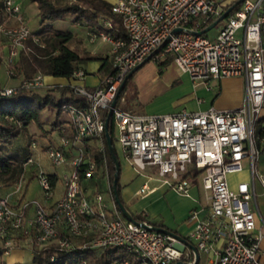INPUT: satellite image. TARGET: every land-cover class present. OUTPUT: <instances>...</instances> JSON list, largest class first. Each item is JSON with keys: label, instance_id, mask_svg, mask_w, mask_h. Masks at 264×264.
<instances>
[{"label": "built area", "instance_id": "built-area-1", "mask_svg": "<svg viewBox=\"0 0 264 264\" xmlns=\"http://www.w3.org/2000/svg\"><path fill=\"white\" fill-rule=\"evenodd\" d=\"M228 0H114L111 11L126 33L113 37L111 21L102 19L101 28L92 31L89 42L98 39L109 44L110 70L93 89L77 83L85 72L75 69L69 88L80 105L64 103L61 112L69 120L70 135H61L57 144L45 152L54 166L66 165L61 174L63 193L48 208L36 199L23 200L18 206L10 196L20 194V179L11 193L0 195V243L2 255L13 245L12 234L21 232L33 247L56 245L61 252L110 249L117 257L109 264H199L198 254L206 255L201 264H264L259 258L264 236L255 186L264 193V173L257 166L259 133L264 132V0H243L217 25L213 38L197 33L188 23L195 17H219ZM15 25L0 24L6 40L4 62L14 74V64L26 41L33 36L24 23L15 0H2ZM181 29L176 31L175 29ZM38 41L37 37H33ZM166 40V41H165ZM167 54L181 73L207 89L212 82L226 77H243L242 104L232 109L214 106L201 111L142 114L123 108L119 96L111 121L115 142L123 157L138 172L154 169L162 182L184 196H190V174L199 176L201 186L210 191L204 218L196 213L187 239L197 256L184 242L171 234L153 229L147 220L130 221L118 209L109 189L110 201L97 191L93 200L84 194L83 181L95 177L100 168L108 178L105 152V116L127 74L146 57L160 61ZM43 75L36 73L18 86L1 87L0 97L19 88L35 90L43 86ZM99 155L100 163L91 154ZM248 181L232 189L228 175L241 172L245 162ZM35 164L32 156L24 169ZM36 179L46 195L52 189L50 175L37 166ZM141 188V192L145 190ZM254 208L251 209L250 205ZM33 214L27 220V209ZM259 223L257 227V223ZM83 239L81 243H77ZM123 255V256H120ZM54 256H50V261ZM80 264H87L82 259Z\"/></svg>", "mask_w": 264, "mask_h": 264}, {"label": "crops", "instance_id": "crops-1", "mask_svg": "<svg viewBox=\"0 0 264 264\" xmlns=\"http://www.w3.org/2000/svg\"><path fill=\"white\" fill-rule=\"evenodd\" d=\"M106 1L112 4L114 0ZM232 1L228 0L227 2L231 3ZM15 2L19 4L24 23L27 24L32 33L39 32L47 26L55 30L70 31L72 37L66 44L69 49L75 51L79 56V60L75 63V69H81L85 72V78L77 83L83 84L89 89H93L101 84L110 70L109 44L102 41L89 42V35L96 28L87 25L83 20H76V15L72 13H67L62 19L42 21L38 16V8L35 2H31L30 0H15ZM29 15H35L37 17L34 28H31L28 24L31 19ZM66 19H70L69 21L72 22L68 28L63 27L66 26ZM99 21H102L101 18H99ZM16 23L17 20L15 18L4 13L0 24L15 25ZM215 34L216 32L213 36ZM1 47L6 52L5 39ZM161 62L164 63L162 66L159 65ZM3 64L4 62L2 61L0 68ZM4 69L3 79L0 77V88L18 85L23 78L22 74L16 72L12 78L6 75V65ZM42 75L43 86L34 91L40 94L52 93L57 99L61 96L64 99H69L72 96L74 99H78L73 91H70L71 89L68 86L71 81L70 77ZM211 85L212 87L207 89L202 83H194L188 75L178 70L171 59V55L167 54L160 61L152 59L143 61L130 75L126 90L121 95L127 97L129 100H127L128 102H124L126 107L123 106V103H120V105L135 113L154 115L182 112V110L196 112L205 110L211 106L224 110L236 108L242 104L245 92V80L243 77H226L213 81ZM60 88H64L65 90H60ZM43 115H45L44 120L51 124V130L58 132L57 142L48 140L44 146L46 149L49 145L57 144L61 135H70L71 127L68 117L64 113L61 111L56 112L53 107L45 105L40 112L39 124L30 122L25 126L24 130L28 132L29 136H38L39 138L47 137L48 131L44 128ZM257 139L260 151L264 146V134L262 136L259 135ZM29 147L34 148L35 144L31 142ZM26 151L29 152L28 156H32L35 160V164L26 167L22 175V183L25 181V186L27 187L30 179L36 178L37 166L42 167L30 148L26 149ZM115 153L120 164L118 177L120 197L128 212L130 214L142 215L153 226L167 228L181 237L187 238L195 222V220H189L190 216L194 212L198 218H204L207 212L206 210L209 207L210 191L202 188L201 183H199V176L196 173L189 175L190 196H184L162 182L154 169L138 172L125 160L121 150V157L117 154L116 149ZM244 163V169L241 172H233L228 175V182L232 189L236 188L238 182L249 180L247 163L246 161ZM256 167L264 173V154L258 156ZM45 173L51 177L53 182L51 190H53L56 186V173L46 171ZM257 185L259 184L256 183ZM143 186L146 188L141 192ZM7 187H9V190L4 192V194L13 191V185ZM62 188L58 195H50V193L46 195L44 193L40 198L33 197L32 199H36L50 208L58 198L60 199L63 193ZM83 189L85 196L91 201L93 200L94 193L97 191L102 192L104 198L110 201L108 190H112V187L110 185L109 175L106 178L100 168L97 169L95 177L83 181ZM5 190L3 189V191ZM25 195L26 188L23 191L21 190L20 194L18 192L12 194L10 196V202L18 206L23 200L30 199H26ZM255 195L258 205L257 209L264 216V193L260 185L259 191L257 192L256 190ZM250 207L253 209L254 205L251 204ZM26 213L28 220L32 217L33 209L31 207L28 208ZM258 225L259 223H257V227ZM12 237L13 245L11 246L10 252L7 255H0V264H39L34 260L33 246L24 239L21 232H14ZM82 241L83 239H79L77 243H81ZM94 254L95 258L105 254L106 259L118 256L114 250L110 249H98L94 251ZM259 258L264 263V236L260 241ZM198 259L199 264H201L205 261L206 255L199 253Z\"/></svg>", "mask_w": 264, "mask_h": 264}, {"label": "trees", "instance_id": "trees-1", "mask_svg": "<svg viewBox=\"0 0 264 264\" xmlns=\"http://www.w3.org/2000/svg\"><path fill=\"white\" fill-rule=\"evenodd\" d=\"M35 2L38 8V16L42 21L62 19L67 13L76 15V20H83L87 25L96 29L101 28V21L99 18L108 19L112 22L113 28L109 33L113 37H126V33L120 23L119 18L112 13L111 4L106 0H30ZM236 0L229 3L225 9ZM240 6H235L237 9ZM4 8L2 1L0 3V23L4 16ZM264 13V3H263ZM6 14V13H5ZM216 18L198 16L193 18L188 26L201 31L211 24ZM210 31V30H209ZM209 31L203 33L209 36ZM70 31L55 30L50 26L44 27L41 31L32 33L25 43L26 48L20 50L19 55L14 64V71L22 74L23 80L31 79L36 73L47 74L58 77H69L75 70V63L79 60L78 54L69 49L66 42L72 37ZM33 37H37L38 41H34ZM6 52L0 51V64L4 62L3 56ZM5 63V62H4ZM164 63H159L162 66ZM130 78V77H129ZM126 80L124 89H122L119 96L126 90ZM20 81V82H21ZM64 88H60L63 90ZM65 90V89H64ZM72 91V90H70ZM64 103L80 105L79 99H74L73 96L69 99H64L62 96L56 98L52 93L40 94L34 90H25L19 88L12 95L0 97V185L12 186L23 175V162L29 154L26 149H13L12 151L4 149L8 141L16 140L19 134L22 133L25 126L30 122L39 124L40 112L45 105L53 107L56 112L61 111V105ZM106 116V113L104 114ZM109 134L112 139V144L115 142V131L112 121L110 119ZM264 132H260L262 136ZM105 152L108 167V175L110 185L115 171L113 159L108 151L106 140ZM115 149V146H114ZM91 154L95 155L98 163H100L99 155L93 149H89ZM259 156L264 154V146L258 152ZM53 185V182H52ZM117 191L120 197V186L117 182ZM124 205V204H123ZM135 221H143L144 216L138 214H131ZM34 260L39 264H80L84 258L87 264H109L110 259H106L103 254L95 258L93 250L73 252H61L57 250L56 245L51 244L42 247H33ZM2 253V246L0 243V255ZM54 256V260L50 261V256ZM123 256V255H120Z\"/></svg>", "mask_w": 264, "mask_h": 264}, {"label": "rangeland", "instance_id": "rangeland-1", "mask_svg": "<svg viewBox=\"0 0 264 264\" xmlns=\"http://www.w3.org/2000/svg\"><path fill=\"white\" fill-rule=\"evenodd\" d=\"M30 16V21L28 22L29 26L31 28H34L35 27V22L37 20V17L34 15H29ZM32 16V17H31ZM70 19H66V26H63L64 28H68L70 26V22L69 21ZM218 25H216L215 27L211 28L210 31H209V36L211 38H213V34L216 32V30L218 29L217 28ZM100 40H97V42H99ZM4 42V38L2 36H0V51L2 50L1 48V45L3 44ZM5 64V63H4ZM3 64V65H4ZM1 66L0 68V77L1 79H3V76H4V66ZM8 68L9 66L6 65V75L9 76V77H14L15 74H16V71H14V74H10L9 71H8ZM21 81V80H20ZM20 83V82H19ZM18 83V85H19ZM16 85V86H18ZM14 87V86H12ZM132 94V93H131ZM124 97V96H122ZM127 100H129L127 97H124V102H128ZM123 106H125V103H123ZM126 107V106H125ZM43 123H44V128L46 131H48V135L47 137L45 138H39L38 136H29L28 132L26 130H23L21 134H19V136L16 138V140H13V141H8L6 143V146H3L4 149H7V150H13V149H21V150H25V149H29L33 152V154L35 155L36 159L38 160L39 164L41 165V167L46 171V172H49V173H56V186L53 190L50 191V195H58L59 191L61 190L62 188V183H61V177H60V174L68 169V167L66 165H61V166H54L50 160L48 159L47 155H46V152H45V148L44 146L47 144L48 140H51L53 142H57L58 140V132L56 131H52L51 130V124L47 123L45 119V115H43ZM33 125V124H31ZM31 142H33L35 144V147L34 148H31L29 147ZM115 146V149H116V152L117 154L119 155V157H121L120 155V150L118 148V145H116V142H114L113 144ZM21 179V178H20ZM19 179V180H20ZM19 180L13 184V187L15 188L16 185L18 184ZM23 181V176H22V179ZM6 187V188H5ZM9 187L7 186H3V185H0V190L3 191V189L5 191H1L0 192V195H3L4 192H7L9 189ZM13 188V189H14ZM26 188V195H25V198L26 199H32L33 197L35 198H40L43 194H44V191L40 188L39 184H38V181L36 178H31L30 181H29V184L27 185V187L25 186V181L23 182V187H22V191ZM256 190L257 192L259 191V185L256 186ZM5 195V194H4Z\"/></svg>", "mask_w": 264, "mask_h": 264}, {"label": "water", "instance_id": "water-1", "mask_svg": "<svg viewBox=\"0 0 264 264\" xmlns=\"http://www.w3.org/2000/svg\"><path fill=\"white\" fill-rule=\"evenodd\" d=\"M243 0H236L234 3H232L231 5H229L227 7V9H225L223 11V13L217 17L211 24H209L206 28H204L203 30L201 31H197V33H200V34H203V33H206V31L208 32L211 28L215 27L221 20H223L228 14L229 12H231L235 6L239 5ZM181 28L180 27H177L175 30L178 31L180 30ZM166 41V40H165ZM150 57H146V60H149ZM142 64V62L140 64H138L136 67H134L128 74L127 76L125 77L123 83L119 86L118 91H117V94L114 98V100L111 102V105L106 113V116H105V140H106V145H107V148H108V151L113 159V162H114V166H115V171H114V176H113V181H112V192H113V198H114V201L118 207V209L120 210L121 214L127 218L128 220L130 221H135L134 218L131 216V214L128 212V210L125 208V206L123 205V203L121 202L120 198H119V194H118V191H117V182H118V177H119V171H120V164H119V160L117 158V155L115 153V149H114V145L112 144V139H111V136L109 134V131H108V127H109V122H110V119H111V115H112V110H113V107L115 105V102L117 100V98L119 97L123 86L125 85V82L126 80L130 77V75ZM153 229L155 230H158V231H162V232H165V233H168V234H171L173 235L174 237H176L178 240L184 242L191 250H193L197 256V250L195 248V246L191 243L188 242L187 239L181 237L180 235L174 233L173 231L167 229V228H163V227H158V226H153ZM173 264H182L181 262H175Z\"/></svg>", "mask_w": 264, "mask_h": 264}]
</instances>
